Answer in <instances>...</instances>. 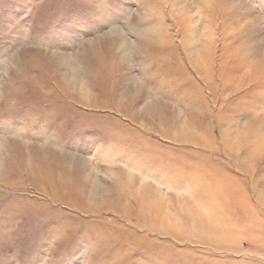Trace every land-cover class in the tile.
Returning a JSON list of instances; mask_svg holds the SVG:
<instances>
[{
	"label": "rangeland",
	"instance_id": "rangeland-1",
	"mask_svg": "<svg viewBox=\"0 0 264 264\" xmlns=\"http://www.w3.org/2000/svg\"><path fill=\"white\" fill-rule=\"evenodd\" d=\"M0 264H264V0H0Z\"/></svg>",
	"mask_w": 264,
	"mask_h": 264
}]
</instances>
